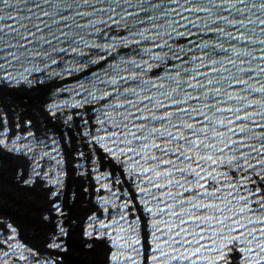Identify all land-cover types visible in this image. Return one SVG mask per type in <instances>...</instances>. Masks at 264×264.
<instances>
[{"label": "water", "instance_id": "water-1", "mask_svg": "<svg viewBox=\"0 0 264 264\" xmlns=\"http://www.w3.org/2000/svg\"><path fill=\"white\" fill-rule=\"evenodd\" d=\"M0 264H264V0H0Z\"/></svg>", "mask_w": 264, "mask_h": 264}]
</instances>
